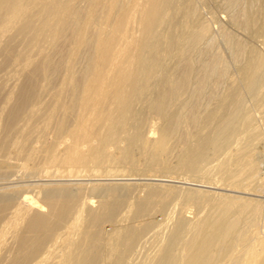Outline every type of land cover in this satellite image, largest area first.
I'll return each mask as SVG.
<instances>
[{"label": "bare ground", "instance_id": "bare-ground-1", "mask_svg": "<svg viewBox=\"0 0 264 264\" xmlns=\"http://www.w3.org/2000/svg\"><path fill=\"white\" fill-rule=\"evenodd\" d=\"M86 1L84 10V0H0V72L12 68L21 77L17 90L0 82L5 130L23 128L30 117L47 139L0 144V264H133L146 235L149 253L141 241L144 254L137 252L134 264H264V176L252 158L264 146V59L242 37L264 38V0L217 1L231 27L218 26L221 47L195 0L184 7L133 0L140 12L124 11L121 0ZM38 29L50 32L53 49L44 48L29 70L24 37L34 34L38 43ZM222 46L242 81L230 73ZM58 77V93L45 108V83ZM53 127L63 132L55 141ZM37 151L40 158L32 157ZM220 157L234 167L224 178L211 176ZM106 163H130L136 172L98 169L91 183L80 173ZM86 193L103 200L95 207L82 200ZM173 201L195 214L189 211L190 219L181 209L172 220L170 212L164 218L171 220H162L171 227L163 224L168 230L161 232L153 212Z\"/></svg>", "mask_w": 264, "mask_h": 264}, {"label": "rangeland", "instance_id": "rangeland-1", "mask_svg": "<svg viewBox=\"0 0 264 264\" xmlns=\"http://www.w3.org/2000/svg\"><path fill=\"white\" fill-rule=\"evenodd\" d=\"M187 1L188 0H173V2H174V4H173V2H172V7H175V6H178V7H184V6H186L185 4L187 3ZM195 1H197V7H198V10H200V12H199V14L201 15V17L203 18H205L208 22H210V27L212 28V32H213V34L216 36V34H217V37H216V39H218V38H220L219 37V29H220V27H218V26H227V27H229L228 26V24H226L227 22H226V20L225 19H223L222 17H224V14H223V12L221 11L222 9L220 8V7H218V2L217 1H219V0H210L208 3L209 4H207V1L208 0H195ZM212 1H214L213 3H212ZM216 1V2H215ZM74 2H76V1H73L71 4H73ZM98 2L99 1H95V2H92L91 3V5L93 4L94 6L96 5V4H98ZM88 1H86V0H84V2H82V8H84V10H86V8L88 7ZM119 3H121V5H122V8H124V11L125 10H127V9H129V8H131V6H134V8L138 11V12H140L141 10H142V6H137L134 2H133V0H121ZM124 3L126 4V6L124 7ZM214 3H215V5H214ZM214 5V9H213V5ZM94 8V7H93ZM221 10H220V9ZM209 9H211V10H209ZM218 11H216V10ZM214 10V11H213ZM211 11V12H210ZM219 12L220 13H222V15H220L219 14ZM169 14V12L167 13V15ZM209 14H210V16H209ZM170 16L172 15V12H170V14H169ZM168 15V16H169ZM222 16V17H221ZM211 17H212V19H211ZM222 18V19H221ZM225 21V23H224V21ZM46 22V20H42V23L41 24H43V23H45ZM224 23V24H223ZM40 24V22L39 21H35V25L36 26H40L41 25ZM47 26V25H46ZM46 26H45V28L44 29H46L47 30V28H46ZM138 27H139V24L137 25H135V29L137 28L138 29ZM219 28V29H218ZM229 28H231V27H229ZM44 29H38L39 30V32H38V40H39V42L38 43H36L34 40H33V36H34V34H29L30 36H26V37H24V51H23V53H24V56L26 57V59H29L30 60V62H31V65H30V68H29V70L34 66V64L36 63V62H38L40 59H42V56L41 55H43L42 53H41V51L44 49V48H51V49H53V47L49 44V43H51L50 42V39H51V37H50V32L49 31H45ZM216 30H218V31H216ZM216 32V33H215ZM242 37H243V39L247 42V43H249L248 44V46L250 47L252 44H253V46H251V48H254V49H256L257 48V51L259 52L260 51V55L263 57V59H264V50H263V48H264V38L263 37H254L253 35H250V34H245V35H242ZM260 38V40H259V42L260 43H258V39ZM255 39H256V41H255ZM263 39V40H262ZM220 41V39H218L217 40V42L220 44V47H221V41ZM252 41H254V42H252ZM255 42H256V44H255ZM260 44V45H259ZM254 45H257V47L256 46H254ZM258 45L260 46L259 47V49H258ZM224 47L222 46V49H223ZM262 48V49H261ZM263 53H262V52ZM223 52H224V54H225V56H226V58H227V62H228V65H229V68H230V73L232 74V75H234L235 76V78L238 80V82H240V81H242L243 80V73L241 72V71H239L240 70V67L239 66H235L236 64H234V62L230 59V53H228V52H226V49L224 48L223 49ZM263 54V55H262ZM238 64H240L241 65V63H238ZM9 73V74H8ZM14 74H16L15 73V71L12 69V68H8L7 70H4V71H1L0 72V82L1 81H5V83H6V85L8 86L7 87V89H14L15 88V90H17V88H18V86H19V84L21 83V77L19 78V76H17V78H15V77H13L14 76ZM11 78V79H10ZM10 79V80H9ZM10 81V82H9ZM60 85H61V81H60V78L58 77V79L56 80V82L54 83V84H50L49 83V81H46V83H45V87L47 88L46 89V91L45 92H48V94H49V96H48V94H43L44 96H42L41 97V101H42V99H43V101H44V103H43V101L42 102H40V103H42L44 106H45V108H48V107H51L52 106V103H53V99H55V96L57 95L56 93H58V88L60 87ZM245 91V92H244ZM243 91V93L245 94V97H246V101L247 102H249L250 104H248V103H246V106L247 105H249V106H247L248 108H252L253 109V107H254V102H253V100L251 99V96H248L249 94H248V92L246 91V90H244ZM248 94V95H247ZM4 95H5V93H4ZM46 96H48L47 98H46ZM43 97H45V98H43ZM3 98V95H0V99H2ZM45 99V100H44ZM251 100V101H250ZM253 102V103H252ZM39 104V103H38ZM37 104V105H38ZM48 104H51L50 106L48 105ZM41 104H39V106H40ZM42 105V106H43ZM44 111V110H43ZM4 116L3 115H1L0 114V118H1V121H0V124L1 123H3L4 122V118H3ZM28 118L30 119V121H31V124L29 125V123H30V121H28V123H27V120H28ZM38 118H40V117H38ZM44 118V117H43ZM33 119L32 118H30V117H24V119L21 121V124H20V126L21 127H23V128H21V129H17V130H15V131H13V133H12V130L11 131H9V130H5V126H4V123L3 124H1L0 126V144H6L7 146H8V144H15V143H20V144H25L26 146H29L30 145V143L31 144H34L35 145V143L36 144H43L44 143V141H46L47 139H46V137H41L40 135H42V136H45V135H43V131H41V129L38 127L39 125H43L41 122V124H38L39 123V120L38 119H34L33 121H32ZM38 120V121H37ZM25 121H26V123H25ZM38 122V123H36V122ZM24 123V124H23ZM33 124H37V130H36V127H35V129H34V131L35 132H31V133H29L28 131H30V129H31V126L33 125ZM22 125H24V126H22ZM27 125V126H26ZM29 125V126H28ZM66 125V124H65ZM64 125V126H65ZM4 126V127H3ZM40 126V127H41ZM163 127V125H162V123L161 122H159V124H158V129L159 128H162ZM42 128V127H41ZM98 128H101L100 130L98 129ZM97 128V130H99V131H101L102 132V130H104L105 131V129L103 128V127H98ZM24 129V131H26V132H24V131H22ZM39 129V130H38ZM21 130V131H20ZM41 132L40 133V135L38 134V132ZM51 131H52V136H51V139H52V141H55L56 140V137L58 136V135H61L63 132H59V130H58V128H55V127H53V129H51ZM99 131H97L99 134H102L103 133V135H104V131L101 133V132H99ZM17 132V133H16ZM21 132H22V134H21ZM107 132V131H106ZM17 135H16V134ZM29 133V134H28ZM11 134H13V135H11ZM20 134V135H19ZM26 134H28L27 136H26ZM29 135H31V137L29 136ZM33 135V136H32ZM19 136H20V138H19ZM156 136H158V134L156 135ZM18 138V140L19 139H21V140H19V141H13V140H16L17 138ZM29 139H28V138ZM33 137V138H32ZM35 137V138H34ZM40 137V138H39ZM16 138V139H15ZM35 139V141H36V139H37V141L35 142V141H33L32 142V140H34ZM41 139V140H40ZM28 140V141H27ZM23 141V142H22ZM31 141V142H30ZM43 141V142H42ZM13 142V143H12ZM15 142V143H14ZM35 142V143H34ZM48 142V141H47ZM47 142H45L46 144H48ZM57 142V141H56ZM57 143H59V141L57 142ZM60 144H62V143H60ZM262 144V143H261ZM25 146V147H26ZM63 147V146H62ZM261 147V146H260ZM260 147H258V151H257V153H256V155H254V157H252L253 159H255L256 161H257V166H258V172H257V175H259V176H264V146H262L261 148ZM8 147H6V148H3V149H7ZM61 150H63V151H65L66 152V150L65 149H63V148H61L60 147V150H58L57 151V154H58V152H60ZM8 151V150H7ZM6 150H5V152H7ZM62 151V152H63ZM4 152V153H5ZM38 152H40V151H37V152H35L36 154H34L32 157H38V158H40L39 156H41L42 155V152H40V153H38ZM62 152H60L61 154L59 155L58 154V158L59 159H63L64 157H65V152H63L64 154H62ZM24 153H27V152H24ZM30 153V152H29ZM39 154H41V155H39ZM51 153H49V155H50ZM117 154V156L119 155V154H121V153H116ZM32 154H30V156H31ZM122 155V154H121ZM121 155H119V156H121ZM157 156V155H156ZM34 157V158H35ZM33 159V158H32ZM58 159V160H59ZM166 159V158H165ZM174 160H176V162L174 161ZM174 160L172 161V163L173 162H175V165L177 166L179 163H180V161L182 160V157H180V156H178V157H175L174 158ZM221 160H223V157H220L219 158V161L218 160H215L214 162H212L211 163V167H210V169H212V173H211V176H218V177H221V178H224L225 177V175L224 174H226L227 172V170H232V169H234V167H233V163L231 162V160H228V161H226L225 163H224V165L222 164V162H221ZM109 163V162H108ZM108 163H106L107 164V168H105L106 166V164L104 165V166H102L103 168H99L98 166V168H95V169H93L92 171H89V172H87V174L85 175V172H86V170H81V174L83 175V176H85V179L87 178L88 179V181H86V182H89V183H91V182H94V180H92L93 178L92 177H94V178H97V177H100V175H102V174H104V172H103V170L104 171H108L107 173H109V174H114V172L115 171H119L118 173H116L115 172V174H118V175H128V174H131V173H133L134 171H135V166L136 165H133L132 166V164H130V163H123V165L122 164H120L118 167H116L118 164H114V163H110L111 165L113 164V166H115L117 169L119 168V170H117L116 168H112V166H111V169H110V166H109V164ZM142 163V162H141ZM141 163H140V165H138L139 167H143V165L144 164H142L141 165ZM172 163H170V165L172 164ZM127 169H125V168ZM222 168L224 169V170H222ZM98 169H100V170H102V171H100V172H98L99 170ZM113 169H114V171H113ZM116 169V170H115ZM124 169V170H123ZM124 172H123V171ZM125 170H126V172H125ZM172 170L174 171V168H172ZM172 170H171V174L169 173V175H172L173 174V176L174 175H176L177 174V172L179 171V170H177V172H173L172 173ZM176 170V169H175ZM50 171L51 172H54L55 171V169H53V168H51L50 169ZM112 173H111V172ZM97 172L98 173H100V175L98 174L97 175ZM103 172V173H102ZM122 174H121V173ZM136 172V171H135ZM182 171H179L178 172V175H182L184 172L186 173V174H195L194 172H192V171H190V169H186L183 173H181ZM93 173V174H92ZM95 173H96V175H95ZM125 173V174H124ZM174 173H176V174H174ZM180 173V174H179ZM184 173V174H185ZM203 172H201V173H197V176L199 175H201V176H203V174H202ZM180 175L179 177H186L187 175L185 174V175ZM82 175L80 176V177H82ZM161 175V174H160ZM87 176V177H86ZM91 177V180H89V178ZM190 179V178H189ZM85 182V181H84ZM177 184V186H182V184H180V183H176ZM175 184V185H176ZM180 184V185H179ZM194 188V187H193ZM38 190V189H37ZM37 190H32V192L30 191V193H29V195L31 196V197H34V198H40L41 197V194H39V191H38V194H37ZM215 191H217V192H223V191H220V190H215ZM34 194H36V196L34 195ZM88 194L89 193H86L84 196H83V198H82V200H85L86 198H89V199H92L93 201H94V206L96 207L100 202H101V200H103V198L101 197V196H96V195H91L90 196V194H89V197H86V195L88 196ZM264 195V194H263ZM259 198H262V197H259ZM132 200V199H131ZM264 200V199H263ZM130 201V200H129ZM128 201V203H130ZM133 202V201H132ZM173 202H175L174 204L176 205H174L173 204ZM173 202H171V204H172V206L174 205L176 208H173V207H171L170 205H169V207L167 208L168 210H172L173 209V211H169L168 213H167V211L166 210H163L162 211V209L160 208V207H157L156 209H155V211L153 212V214L154 213H156V215L154 216H152V218H153V220H154V227L159 223L161 226L163 225V224H165L164 226H167V225H169L170 226V224H172V221H171V223H166L167 221H168V218H169V220H174L175 218H176V216H178L180 213H174V212H179V211H181V209H184L183 211H181V214H185V215H187V216H189L188 218H190V219H192V216L195 214V209L193 208V207H186V208H181V206H180V204L178 203V202H176V201H173ZM172 209H171V208ZM170 208V209H169ZM175 209V210H174ZM178 209H180V210H178ZM186 209V210H185ZM189 209V210H188ZM193 209H194V211H193ZM192 210V211H191ZM158 211V212H157ZM166 211V212H165ZM187 211V212H186ZM189 211H191V213L193 214H191ZM124 212H126L125 213V216L128 214V211H124ZM124 212H123V215H124ZM171 212V217H170V215H169V217L168 218H164V217H167L166 215L167 214H169ZM185 212V213H184ZM191 214H189V213ZM157 213H158V215H157ZM166 213V214H165ZM174 213V214H173ZM178 214V215H177ZM161 215V216H160ZM125 216H123V217H125ZM191 216V217H190ZM164 218V219H163ZM171 218V219H170ZM157 219H159V220H157ZM164 221H166L165 223L163 222V220ZM156 220V221H155ZM157 222V223H156ZM163 222V223H162ZM162 223V224H161ZM126 224V223H125ZM157 225L156 226V228L158 229L159 228V226L160 225ZM107 225V226H106ZM104 226H106V229L105 230H110L111 228V226H110V223H105L104 224ZM109 226V227H108ZM161 226H160V229H161ZM164 226H162V229L164 228V231L163 230H161V232H165L166 230H168V229H166L165 230V228H167V227H164ZM153 227V228H154ZM171 227V226H170ZM108 228V229H107ZM169 228V227H168ZM156 229V230H157ZM160 229H159V231H160ZM155 229H153L152 230V232H150L149 234H153L155 231H154ZM154 231V232H153ZM158 231V230H157ZM67 232V231H66ZM160 233V232H159ZM66 235V233L64 232V230H62V232H61V235ZM148 237V239H146V241H145V239L143 238L140 242L142 243V245H140L139 243H138V248H139V246H142V247H145V249L143 250V249H141V247H140V250L138 251V248L136 247V249H135V252H136V250H137V252L140 254V256L142 255V253H143V251L145 252L146 250L148 251V247H147V245H145L148 241L147 240H150V235H146L145 236V238H147ZM150 242V241H149ZM151 243V242H150ZM60 244H61V242H60ZM59 244V246H61ZM148 244V243H147ZM152 244V243H151ZM151 244H148V246L149 245H151ZM58 246V247H59ZM152 247H153V245H152ZM152 247L149 249L150 251H151V249H152ZM60 248V247H59ZM59 248H57L56 249V251H57V254H58V252H59ZM143 250V251H142ZM136 252V253H137ZM135 253V257H134V259L136 258V257H140L138 254H136ZM145 253H149V251L148 252H145ZM144 254V253H143ZM138 255V256H137ZM52 258V257H51ZM137 258V261L138 260H140V258L138 259ZM133 259V260H134ZM53 260H55V258L53 259ZM132 260V263L134 264L135 263V261H136V259L133 261ZM51 262H53L52 261V259L50 260ZM136 261V262H137ZM52 264V263H51Z\"/></svg>", "mask_w": 264, "mask_h": 264}]
</instances>
